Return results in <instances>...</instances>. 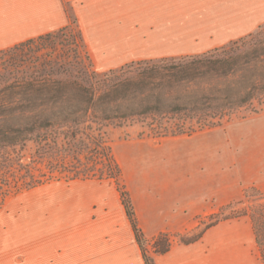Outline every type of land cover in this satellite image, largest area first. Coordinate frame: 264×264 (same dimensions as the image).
<instances>
[{
	"label": "crops",
	"instance_id": "obj_1",
	"mask_svg": "<svg viewBox=\"0 0 264 264\" xmlns=\"http://www.w3.org/2000/svg\"><path fill=\"white\" fill-rule=\"evenodd\" d=\"M74 19L94 68L107 70L140 59L201 53L248 35L264 23V0H0V51ZM233 146L217 129L154 145L133 143L131 162L152 166L144 179L130 183L141 232L155 236L192 228L196 216L242 199L244 187L261 186L264 165L256 174L241 175ZM106 180L65 181L83 186L59 187L47 202L60 211L68 200L74 212L89 192L86 184ZM52 182L59 180L28 190ZM115 210V218L109 212L108 219L89 220L73 240L0 236V264H146L125 209ZM150 255L153 264H263L249 215L218 221L196 240L172 242L165 252Z\"/></svg>",
	"mask_w": 264,
	"mask_h": 264
},
{
	"label": "trees",
	"instance_id": "obj_2",
	"mask_svg": "<svg viewBox=\"0 0 264 264\" xmlns=\"http://www.w3.org/2000/svg\"><path fill=\"white\" fill-rule=\"evenodd\" d=\"M72 23L3 50L15 63L0 79V208L9 194L53 180L120 183L121 169L106 137L110 126L150 119L159 135L185 134L264 102V23L205 52L107 70L94 68ZM64 31H72L71 39L62 38ZM118 188L143 259L153 264L128 193L122 183ZM162 243L155 252L169 248Z\"/></svg>",
	"mask_w": 264,
	"mask_h": 264
},
{
	"label": "rangeland",
	"instance_id": "obj_3",
	"mask_svg": "<svg viewBox=\"0 0 264 264\" xmlns=\"http://www.w3.org/2000/svg\"><path fill=\"white\" fill-rule=\"evenodd\" d=\"M75 28L76 25L72 23V29ZM71 32L64 31L62 38L64 40L71 39L68 37ZM3 50L0 51V79L5 75L8 76L7 70L11 71L13 69L12 63H15L9 58L10 54L8 55ZM194 129L192 134L217 129L225 139L229 138L234 145L236 161L241 175L256 174L258 167L261 164L264 165V102L261 105L255 102L235 110L230 116L216 122L214 126L208 125L204 128L195 127ZM187 134L190 133L159 135L157 128L150 126V119L145 121L134 119L110 126L107 129L106 137L111 145L113 155L121 163L126 185L123 184L122 180L117 183L112 179L86 184L89 186V192L86 193L87 196L81 204L78 202L75 204L74 212H71L70 202H68L69 204L65 203L68 200L64 202L65 207L60 211L55 210V207L51 206L52 203L47 201H49L52 192L58 193L60 191L59 187L66 188V190L67 188L75 189L78 185H82L81 182L70 183L59 179V182H52L36 189L11 193L5 197L0 208V236H26L30 241L73 240V236L77 235L74 232L80 233L87 230L88 224L86 223L89 220L108 219L110 218L109 212L115 218V209L117 207L124 208L118 185L121 183L125 185L124 189H126L131 202L130 183L132 184L138 177L144 179L147 171L152 170V166L151 169H147L145 164L136 166L131 162L132 144L141 141L154 145L160 143L164 138ZM27 147L31 149L32 144L28 143ZM241 215H249L252 220L260 256L264 264V183L261 186L244 187L242 199L219 207L211 214L196 216L193 219L195 225L192 228L181 231H164L155 236H146L142 233L143 243L150 255L156 249L161 248L163 240L169 244L182 242V240H188L197 235L207 224L215 220L218 222ZM64 223L70 227L60 228ZM76 226L78 227L76 228Z\"/></svg>",
	"mask_w": 264,
	"mask_h": 264
}]
</instances>
